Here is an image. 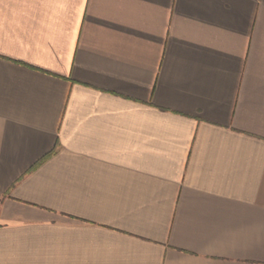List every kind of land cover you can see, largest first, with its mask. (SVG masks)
<instances>
[{
	"label": "crops",
	"instance_id": "1",
	"mask_svg": "<svg viewBox=\"0 0 264 264\" xmlns=\"http://www.w3.org/2000/svg\"><path fill=\"white\" fill-rule=\"evenodd\" d=\"M0 264H264V0H0Z\"/></svg>",
	"mask_w": 264,
	"mask_h": 264
}]
</instances>
